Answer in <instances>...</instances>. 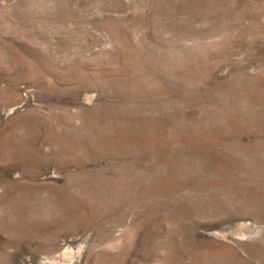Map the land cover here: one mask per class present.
I'll list each match as a JSON object with an SVG mask.
<instances>
[{"label": "rangeland", "instance_id": "374dc122", "mask_svg": "<svg viewBox=\"0 0 264 264\" xmlns=\"http://www.w3.org/2000/svg\"><path fill=\"white\" fill-rule=\"evenodd\" d=\"M0 264H264V0H0Z\"/></svg>", "mask_w": 264, "mask_h": 264}]
</instances>
